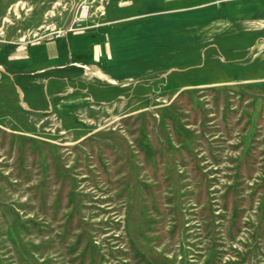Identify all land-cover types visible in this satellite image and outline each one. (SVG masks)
<instances>
[{"label":"rangeland","instance_id":"obj_1","mask_svg":"<svg viewBox=\"0 0 264 264\" xmlns=\"http://www.w3.org/2000/svg\"><path fill=\"white\" fill-rule=\"evenodd\" d=\"M98 2L0 0V43L104 22L134 52L123 97L0 117V264H264V56L256 78L202 84V31L197 73L156 54L174 8L104 0L99 15Z\"/></svg>","mask_w":264,"mask_h":264},{"label":"crops","instance_id":"obj_2","mask_svg":"<svg viewBox=\"0 0 264 264\" xmlns=\"http://www.w3.org/2000/svg\"><path fill=\"white\" fill-rule=\"evenodd\" d=\"M218 1L135 0L132 7L112 13H136L133 7L138 6L174 8L173 15L157 22L155 33L156 54L173 55L168 70L197 73L200 30L205 44L202 84L256 78V58L264 56V0ZM104 25L88 36L66 32L26 43H0V117L63 115L126 95L134 76L132 34L105 35ZM197 79L195 74L193 84Z\"/></svg>","mask_w":264,"mask_h":264},{"label":"built area","instance_id":"obj_3","mask_svg":"<svg viewBox=\"0 0 264 264\" xmlns=\"http://www.w3.org/2000/svg\"><path fill=\"white\" fill-rule=\"evenodd\" d=\"M104 0H99V2L96 4L95 9L98 10V14L101 15L104 13ZM80 9L76 15V20H84L85 18H87L88 16H90V6L88 4H84L81 3L80 5ZM46 29H50V26H47ZM60 31H51L48 30V32L46 34H53L55 36H59L60 35ZM45 34V35H46Z\"/></svg>","mask_w":264,"mask_h":264}]
</instances>
